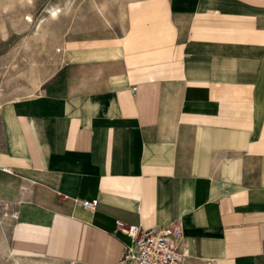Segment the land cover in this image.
<instances>
[{
	"label": "crops",
	"instance_id": "crops-1",
	"mask_svg": "<svg viewBox=\"0 0 264 264\" xmlns=\"http://www.w3.org/2000/svg\"><path fill=\"white\" fill-rule=\"evenodd\" d=\"M89 1L55 74L0 90V264H118L117 222L264 264V0Z\"/></svg>",
	"mask_w": 264,
	"mask_h": 264
},
{
	"label": "rangeland",
	"instance_id": "rangeland-1",
	"mask_svg": "<svg viewBox=\"0 0 264 264\" xmlns=\"http://www.w3.org/2000/svg\"><path fill=\"white\" fill-rule=\"evenodd\" d=\"M89 2L76 0L70 10L61 13L55 21H46L38 32L35 25L45 17L46 10L51 5L63 9L64 0H0V26H4L0 29V90L4 99L29 96L34 91V79L55 74L61 63L60 41L65 29L80 22ZM26 15L32 17L33 24L24 21ZM7 220L2 212L0 255L6 244Z\"/></svg>",
	"mask_w": 264,
	"mask_h": 264
},
{
	"label": "built area",
	"instance_id": "built-area-1",
	"mask_svg": "<svg viewBox=\"0 0 264 264\" xmlns=\"http://www.w3.org/2000/svg\"><path fill=\"white\" fill-rule=\"evenodd\" d=\"M82 208L94 213L97 200H83ZM118 231L127 241L123 242V252L118 264H182L187 257V249L173 241L174 232L169 228L147 230L139 225L116 223Z\"/></svg>",
	"mask_w": 264,
	"mask_h": 264
},
{
	"label": "bare ground",
	"instance_id": "bare-ground-1",
	"mask_svg": "<svg viewBox=\"0 0 264 264\" xmlns=\"http://www.w3.org/2000/svg\"><path fill=\"white\" fill-rule=\"evenodd\" d=\"M67 3L68 0H64V3ZM70 10V8H69ZM62 12V9L61 7L59 6H55V5H51L47 10H46V15L44 18H42L41 20H39L38 23H36V31H40V29L43 27V24L46 22V21H55L58 19V16L59 14ZM24 21L27 23V24H33V19L30 15H26L25 18H24ZM34 26V25H33ZM4 27L3 24L2 26H0V29ZM44 28V27H43ZM3 29V28H2ZM3 31V30H2ZM41 32V31H40ZM4 33V31H3ZM27 47V46H25ZM33 77V76H32ZM32 79V78H31ZM34 79V78H33ZM32 79V80H33ZM47 78H36L33 80L32 82V86L37 88L40 84H42ZM31 81V80H30ZM7 216V215H6ZM2 230V229H1ZM5 241V240H4ZM9 251V250H8ZM2 252V251H1ZM7 252V251H6ZM9 254V253H8ZM7 255V253H6ZM11 257V255H10Z\"/></svg>",
	"mask_w": 264,
	"mask_h": 264
}]
</instances>
